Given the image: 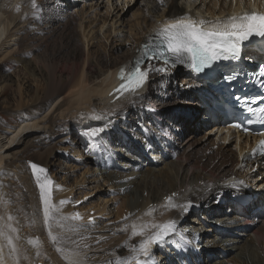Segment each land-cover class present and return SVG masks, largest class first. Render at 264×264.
Returning a JSON list of instances; mask_svg holds the SVG:
<instances>
[{
    "label": "bare ground",
    "instance_id": "6f19581e",
    "mask_svg": "<svg viewBox=\"0 0 264 264\" xmlns=\"http://www.w3.org/2000/svg\"><path fill=\"white\" fill-rule=\"evenodd\" d=\"M9 1L10 4L15 2ZM120 1L73 0V14L68 12V6L52 18L57 25H48L51 19L42 16V11L38 15L40 8L48 12L51 0H32L40 4L38 9L33 10L17 7V2L29 4L27 0H18L8 11L2 9L5 5L0 7V60L11 58L17 62V82L1 80L0 93L10 90L14 94L16 110L22 109L23 105L28 108L42 102L39 109L27 114L30 118L14 125L6 135L0 134V179L6 178L9 156H13L18 163V158H21L19 152L32 147L34 141L31 139L43 132L49 141L45 143L44 152H38L37 157L44 163H48L47 155L51 157L52 143L64 142L67 137L62 136H69L86 127L97 133L107 149L117 152L113 165L111 161L109 165L99 167L101 160H84L85 166L91 162L96 167L90 172L93 178L89 181L86 177L82 178L89 172L88 167L79 174V180H73L74 186L66 190L71 193L73 189L84 187L85 180L94 183L87 186L88 194L92 193V189L95 199L102 194L100 204L91 201L88 206L74 209L72 204L76 201L67 202L53 213V216L59 215L60 220L54 219L49 225L44 222L43 207L40 206L38 212L36 210L34 216L31 215L33 220L29 216V220L26 217L19 223L16 221L20 226V232L16 230L20 234L16 235L19 241L8 227L15 225L8 217L18 214L13 208H3L0 230L12 237L17 252L12 255L6 239L0 238V264H23L25 254L30 264H70L65 257L75 254H78L81 264H117L122 258L130 257V249L138 246L143 239L132 236L133 224L137 225V229L147 225V232L152 231L151 224L169 219L175 221V228L161 243L152 246L150 257H140L141 264H264V214L260 216L255 212L257 207L264 206V169L259 160H244L250 139L234 129L227 130L223 118L213 111L209 102L202 100L201 104L197 98L194 102H184L185 116L172 115L175 105L168 106V109L166 105L158 108L171 101L170 97H194L189 85L201 84L194 79L192 71L181 70L183 86L180 91L173 88L153 93L158 98L155 103L150 95L151 86L158 87L159 80L164 77H174L175 71L169 67L170 73L155 75L148 86L142 87L136 94L126 93L118 97L114 92L121 82L119 71L134 60L142 45L155 36L154 30L166 20L189 15L196 20L224 21L234 14L243 15L251 7L258 8L261 0H124L121 5ZM2 2L5 3V0ZM134 4H140L137 14H134L138 16L137 26H130V35L127 34L130 39L126 41L132 47L122 56H115L114 47L121 44L113 41L108 62V57L92 51V48L96 43H102L98 40L101 32L105 44L111 35L119 37V40L126 39L122 18L126 6ZM23 16L26 19L40 17L39 22L45 24V31L38 34L43 39L50 37L54 29H63L65 42L54 49V53L60 56L58 60L48 48L42 51L41 58L40 55L29 59L20 56L21 41L24 38L27 40L30 33L24 30L27 26L22 25L25 20L20 21ZM73 22L77 23L81 46L75 40L78 32L70 28ZM103 52L106 54L105 48ZM26 83L35 85V92L30 97L24 95ZM165 85L170 87L172 82ZM202 105L205 112L201 110L200 114L198 107ZM168 118L182 122V127L178 128ZM134 119L138 123L134 129L135 138H131L122 125L125 127L129 125L128 120ZM204 130L198 136L197 133ZM176 131L183 132L182 137L181 134L179 138L175 137ZM113 138L115 140L109 142ZM42 141H45L44 138H41ZM217 143L218 148H212ZM255 162H258L259 170L251 172ZM47 166L42 165L45 169ZM18 167L10 170V174L15 179L20 177L19 181L25 189V175ZM46 175L52 180L49 174ZM64 190L60 186V191ZM173 193L177 194L173 203L190 201L194 205L190 214L200 212L199 215H185L178 207H167L165 197ZM238 193L250 194L254 207L236 206L233 198ZM113 209L118 216L122 215V219L99 223L96 218L107 216ZM76 213H79V219L72 218ZM15 226L18 229L19 226ZM60 234L63 236H58ZM53 236L63 242H57L58 246L67 244L69 251L57 252L55 243H51ZM30 240L34 243H29Z\"/></svg>",
    "mask_w": 264,
    "mask_h": 264
},
{
    "label": "rangeland",
    "instance_id": "374dc122",
    "mask_svg": "<svg viewBox=\"0 0 264 264\" xmlns=\"http://www.w3.org/2000/svg\"><path fill=\"white\" fill-rule=\"evenodd\" d=\"M17 1L15 0V2H12V4H10L9 0H7V1L5 0V3H3L4 1L2 2V0H0V7L1 6L3 7V5H5V7H3L2 9H5V10L7 9L6 11H8L13 7V5H15V3ZM31 1L32 0H27V3H29V4H25V3L20 4L19 2H17L16 5L18 4L17 7L19 9L22 7V9H20V10H25V8H26V10H28V9L33 10L34 8L38 9L40 7L39 3H35L36 6L34 7L33 2H31ZM72 1L73 0H51V3L48 4V6H49L47 9L48 12H46L45 14H52L53 16L50 17L48 15H44V13L42 14V16L43 15L48 16L49 19L53 20L52 18L56 14L60 13L62 11V9L67 8V3L70 5L68 12L73 14ZM135 1L136 0H134V2ZM138 1H140V0H138ZM123 2H124V0L120 1V5ZM139 5H137V4H134L133 6L128 5L125 8L126 12L124 13V15L127 12L128 13L126 16L123 15L122 21H124V24H122V27L126 31V33H124V38H126V39L119 40L118 39L119 37L115 38L114 35H111L108 42L105 44V42L103 43V39H102L103 36H102V32H101L100 35H98V40H101L102 43H100V42H99L100 44L96 43L94 45V47L92 48V51L100 52V54L108 57L107 61L110 62L109 55H110V51H111V46H112L113 41H114V42H118L121 44V45H119V47H114V49H115V51H113L114 55L115 56H122V54L126 53L132 47L131 44H126L127 43L126 41L130 39V36H128V35H130V32H129L130 26L131 27L134 25L137 26L136 21H137L138 16L137 15L135 16L134 14H137L136 11L138 10ZM80 9H81V7L78 8L77 11ZM39 11H41V8L38 10V15H39ZM70 11H72V12H70ZM23 17H24V19L20 20V21L25 20L24 24H22V25H23V27L27 26V27H24V30L27 29L30 31V33L26 37L27 40L24 38L21 41L20 47H21L22 53H20V56L22 55L23 57H27L29 59V57H31V56L35 57V56L40 55V58H41L42 51L45 48H48L50 50V52L52 54H54V57L56 58V60H58L60 58V56H58L57 54L54 53V49L59 48L60 45L62 44V42L63 43L65 42V40L63 39L64 38L63 29L62 28L54 29V31L50 37L43 39L42 36L40 34H38V33H41V31H43V32L45 31L44 30L45 24H40V22H39L40 18L35 17V18L29 19V17H27L28 19H26L25 16H23ZM121 17H122V15H121ZM62 20L65 21V19H62ZM47 24L48 25H50V24L51 25H57V24H55V21L48 22ZM37 28H40V29H37ZM70 28L73 32H75V31H76V33L78 32L77 38L75 40L77 41V44L81 46L82 45V39H81L80 34H79V29H78L77 23L73 22L72 26H70ZM106 28H108V26ZM96 29L97 28H95V31H96ZM104 31H105V29H104ZM34 34H35V36H34ZM39 36L41 37V39ZM34 37H36V38H34ZM37 38H39V39H37ZM115 40H117V41H115ZM102 44L105 47H103ZM28 47H29V49H28ZM103 48H105L106 54H104ZM96 50H98V51H96ZM25 51H27V52H25ZM80 52H81V49H80ZM4 60H5V62H3ZM16 63L17 62L11 58H4V59L0 60V81L6 80V82L7 81L12 82V83L17 82V76H16L17 73H15L16 67H17ZM178 69L175 70V74H174L173 79H170V77L169 78H162L159 80L160 84L158 85V87L156 85L151 86L150 95L152 98H154L153 99L154 103L158 102L157 96L154 95L155 92L170 91L173 88H175L177 91H180V88H182V86H183V84L181 82V77L183 76V72H181V70H184V69L181 67H180V70H178ZM2 82L3 81L0 82V86L3 85ZM169 82H172V86H170V87L165 85L166 83H169ZM40 89H41V86L39 87V90ZM24 92H25L24 95H26L27 97L32 96L35 92V85L33 86L29 83H26V86L24 85ZM13 97H14V94L10 90H7L3 94L0 93V134H2V135H6L8 133V130L13 129L15 127L14 125L20 124L24 120L26 121L28 118H30L29 116H27V114L29 115L31 110L35 111V110L39 109V107L42 104V102H39V103L35 104L33 107L28 106V108L25 107L26 105H23L22 109L16 110V108L14 107L15 103H14ZM194 98H196V96L191 97V98H189V97L187 98V97H182L181 95H177L175 98L170 97L169 99H172L171 101L168 100L166 102V104L164 103L162 106H158V108L160 107L159 109H162L163 106L166 105V109H168L169 108L168 106L175 105V107H174L175 110L172 112V115L178 114L181 116H185V111H184L185 110V108H184L185 103L184 102H188V101L194 102ZM30 108H33V109H30ZM198 108L200 109V114H201V108L200 107H198ZM161 112H163V111H161ZM169 121L171 123H174L178 128L182 127V122L178 123L176 119H169ZM128 123H129V125L125 126L124 131L129 132L131 138L132 137L135 138L136 130H134V129L137 128L138 121H137V119H134L133 121L128 120ZM122 127H123V125H122ZM204 129H206V128H204ZM82 130H84V131H82ZM82 130L77 129V131H74L69 136L68 135L62 136L63 138L67 137L66 141H64V142L63 141L58 142L57 144H56V142L52 143V145H53L52 151L50 152L51 157H49V155H47L48 163L47 162L44 163V161H42V159H39L37 157L38 152L39 153L44 152L45 147H46L45 143H47L49 141L48 136H46V135L44 136V134H45L44 132L41 133L37 138L34 137L33 139H31L32 141H34L32 147L24 149L22 151V153L19 152L18 155H20L21 158H18V160H17L18 163L15 162L16 160L13 156H9L10 158H14V159H10V158L8 159L9 165L7 166L8 169H6V171L8 173L6 172V178L4 177L5 179L4 178L0 179V200L2 199L0 201V213H2L3 208H9V209L13 208L14 211L17 212L18 215H16V213L11 215V217H12L11 222H13L12 224H15V225L17 224V227H18L19 226L18 223L21 222V220L23 221V218L25 220L26 217H27L26 219L29 220L30 219L29 216L31 217L30 220H33L34 217L32 218V216H34L33 215L34 212L36 210L38 212L37 208H40V206H42L41 201H40L39 189H38L37 185L35 184L36 181H35V178H33L32 169L30 167H28L29 161H31L37 165H41V166L44 164L48 165L47 166L48 167L47 168V170H48L47 174H49L48 176H50V178L52 179L51 181L53 182L52 183V191H51V201L57 207V209L60 208L61 206H63V204L60 203L61 201H64L65 202L64 204H66L67 202H70V201H72L73 203L76 201L74 204H72V207L74 209H75V207L77 209L81 208V206H83V205L88 206L89 202H91V201L95 202V203L99 202V204H100V202H102V199H101V197H103L102 194H100V196L97 195V198L95 199L94 189L91 190L92 193L88 194L89 190L87 188H89V187H87V186H92L94 183H90V182L87 183L86 180H85V184H84L85 186L84 187L80 186L77 189H73L75 193L73 191L71 193L66 191L70 186H74L73 180L75 178H77L79 180L80 179L79 174L88 167H90L89 172L87 174H84L82 176V178L84 179L86 177V178H88V181L90 178H93V176H91L92 173L90 174V172H93L92 170H94L96 167L93 164H90L91 162L89 164L87 163V165L85 166L84 160L86 162L90 161L91 159H96L97 161L101 160L102 164H100L99 167L107 166V165H109V163L111 161H113L112 162V165H113L115 162L114 161L115 160V154H117V152H114L113 150L107 149L105 147V144L101 141V139L99 138L98 135H96V136L90 135L89 133L91 131L89 128H87V127L82 128ZM204 132H205V130L200 131L197 134H198V136H200ZM180 134L182 137L183 132L176 131V135H174V136L179 138ZM41 138H44L45 141L41 142ZM37 139H39V140H37ZM113 140H115V138L109 140V142H111ZM212 148L217 149L218 143L215 144ZM124 151H125V149L123 150V152ZM78 153H80V154H78ZM19 164L20 165L22 164V165L18 167ZM17 167L19 168V170L21 167V169H22L21 173L25 175L24 176V181L26 183L25 189L22 186V183L19 181V180H21V179H19L20 177L17 176L18 178L15 179L16 177H14L13 175L10 174V170H14L15 168L17 169ZM25 170L26 171L28 170L27 172L29 174ZM23 171H24V173H23ZM65 174L67 175V177H65L66 176ZM9 175H11V177ZM60 186H63V188L65 190L60 191ZM76 191H78V192H76ZM1 193H3V194L1 195ZM6 196H8L9 198L7 197V199H6ZM16 210H18L20 214ZM21 210H24V211L21 212ZM121 217H122V215L118 216L117 211L115 209H113V211L110 210V213L107 216H103L102 218L98 217L96 219L99 221V223L101 221L102 222L103 221L109 222V221H113V220L116 222V221L122 219ZM17 218H18V220H17ZM54 218L57 220H60L59 215L58 216L54 215ZM15 225L13 228L16 229L18 232H20L19 231L20 226L17 229V228H15L16 227ZM17 231H15L16 233L13 232L14 233L13 235H15L14 237H16L15 238L16 241H19L18 236H20V234L18 235ZM7 233H10V232H7ZM16 235H18V236H16ZM53 235H54V233H53ZM27 236L30 237L29 234H27ZM58 236L61 237L63 235L60 234ZM57 242L61 243V244L63 243V242H61L60 239L55 240V241L51 239V243L52 244L55 243L54 246L56 248H58V249L61 248V250L57 251V252L69 251V247L67 244L63 245V246H58ZM49 246L51 247L50 243H49ZM29 253H30V251L28 250L27 254H29ZM11 254L13 255L12 252H11ZM24 256L25 257H24V259H22V262H23V264L24 263L26 264V263H28V257H27L28 255L26 256V254H25ZM18 264H21V263H18ZM28 264H30V263H28ZM36 264H40V263L37 262ZM133 264H134V261H133Z\"/></svg>",
    "mask_w": 264,
    "mask_h": 264
},
{
    "label": "snow or ice",
    "instance_id": "6c2138e0",
    "mask_svg": "<svg viewBox=\"0 0 264 264\" xmlns=\"http://www.w3.org/2000/svg\"><path fill=\"white\" fill-rule=\"evenodd\" d=\"M163 2V0H161ZM35 7V3L33 2ZM155 42L145 43L142 45L131 70L125 74V70H121V80L118 88L114 90L116 95L123 96L126 93L136 94L145 85L149 71L164 72L165 68H154L151 65L153 59L162 60L165 65L169 63V56L173 58V63H183L187 59L191 69L197 73L202 72L211 62L223 58L225 54L233 58H239V52L242 42L250 39L252 36L264 37V13L252 12L244 13L243 15H232L226 20L205 21L196 20L189 15H183L173 20H166L154 30ZM147 60L149 62L148 69L142 68V64ZM260 74L264 76V66H261ZM235 76H226V80H234ZM191 87V85H189ZM264 101V97H256L249 99L248 97H236L237 103L243 104L260 123L264 124V103L259 107H251V104L257 100ZM248 123H252L251 120ZM234 127L241 128V123H236ZM247 130V129H245ZM103 131V129H101ZM96 136L97 133L92 131L89 133ZM257 152L264 154V139L260 140L255 148L252 149V154ZM32 169L33 177L40 193V201L43 207L44 222L46 225L50 221H54L53 213L59 211L51 201L52 181L47 177V169L39 166L31 161L28 162ZM242 183V182H241ZM176 193L165 197L166 206L169 208L178 207L182 211H188L192 207L191 202L185 204L173 203ZM64 204V201L60 202ZM79 219V213L72 217ZM12 219L11 216L8 217ZM66 219V217L64 218ZM127 220V217H125ZM13 232L16 229L8 226ZM147 225H142L137 229V225H132V236H141L138 246H133L130 251L132 255L128 258H122L117 264H141L140 257L148 258L152 255V246L161 243L165 237L175 228L174 220H167L163 223L151 224L152 231H147ZM51 235V233H50ZM0 238L6 239L11 252L15 254L17 249L13 244L11 236L0 230ZM56 239L55 236L52 237ZM34 243V241H29ZM60 251V249H57ZM70 264H81L78 254L67 256Z\"/></svg>",
    "mask_w": 264,
    "mask_h": 264
}]
</instances>
